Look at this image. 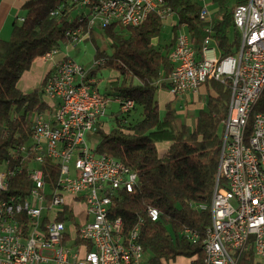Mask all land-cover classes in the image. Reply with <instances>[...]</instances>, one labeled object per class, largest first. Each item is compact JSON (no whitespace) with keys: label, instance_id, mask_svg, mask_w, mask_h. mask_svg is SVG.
I'll use <instances>...</instances> for the list:
<instances>
[{"label":"built area","instance_id":"1","mask_svg":"<svg viewBox=\"0 0 264 264\" xmlns=\"http://www.w3.org/2000/svg\"><path fill=\"white\" fill-rule=\"evenodd\" d=\"M71 2L74 24L66 37L72 45L88 38L95 26L139 25L162 4L160 0ZM213 4L209 0L200 6L203 21L211 20ZM159 13L165 19L173 14L167 6ZM233 21L240 45L226 56L210 35L209 23L200 53L185 24L177 27L168 54L172 64L168 90L183 98L210 79L228 83L231 93L222 120L211 202L195 205L199 210L209 207L211 214L210 242L201 240L203 260L205 247H212L210 264H239L248 250L264 264V111L250 116L264 82V0L234 6ZM41 57L51 63L43 84L49 109L32 116L30 155L21 159L28 160L26 170L22 165L8 168L9 162L0 168V264H140L145 257L139 226L137 235L124 234L121 217L112 215L114 197L120 191L131 192L137 175L122 161L96 153L95 142L86 137L103 127L108 100L116 101L121 112L131 109L134 101L99 93L90 74L99 65L87 69L59 49ZM243 123H250V131H243ZM240 135L248 136V144H240ZM251 154H258V161H251ZM45 161L56 165L50 185L41 167ZM23 172L29 186L11 192L10 186ZM146 212L153 221L160 216L154 206ZM181 234L192 243L199 240L191 228Z\"/></svg>","mask_w":264,"mask_h":264},{"label":"trees","instance_id":"2","mask_svg":"<svg viewBox=\"0 0 264 264\" xmlns=\"http://www.w3.org/2000/svg\"><path fill=\"white\" fill-rule=\"evenodd\" d=\"M213 2L216 11L209 22L200 18V5L191 0H162L160 8L167 6L177 16V24H172L174 33L180 24H185L197 53L207 34L204 26L209 23L210 35L217 41L222 56L234 54L241 36L233 21V8L246 0ZM74 10L71 0H24L20 6L22 15L11 24L10 37H0V168L9 162L8 168L22 165L26 170L28 160L21 159L30 155L32 116L49 109V105L43 97L44 79L39 88L29 92L22 91L18 81L36 57L70 43L66 30L74 24L70 19ZM162 23L156 10L139 25L112 23L102 28L111 53L95 49L94 56L104 59L103 64L90 71L96 78L95 87L106 98L132 99L134 105L127 112H112L109 130L100 126L95 133L94 150L122 161L137 175L131 192L120 191L114 197L112 215L121 217L124 234L139 226L138 240L146 263L170 264L181 257L187 260L183 264H204L201 240L211 214L209 207L199 210L195 205L209 206L211 202L221 122L227 114L231 90L228 83L206 81V108L199 110L193 125L176 126L173 100L166 102L162 111L157 98L158 89L168 88L172 70L168 54L175 40L174 34L169 44L159 45ZM91 36L92 32L88 38ZM106 68L115 75L108 77L102 92L99 72ZM255 110H264V92ZM163 143L167 147L161 151ZM22 147L26 148L25 153L21 152ZM41 167L50 185L56 165L45 161ZM28 186L23 172L16 176L9 190L15 192ZM149 206L159 210L157 220L147 216ZM186 227L199 233L196 243L181 234ZM239 264L261 263L248 250L241 255Z\"/></svg>","mask_w":264,"mask_h":264},{"label":"rangeland","instance_id":"3","mask_svg":"<svg viewBox=\"0 0 264 264\" xmlns=\"http://www.w3.org/2000/svg\"><path fill=\"white\" fill-rule=\"evenodd\" d=\"M193 2L198 3L200 6L204 4L205 2H208L209 0H191ZM210 9H216L215 5L209 7ZM22 13V11H20ZM163 19L161 31L159 34V45L164 46L166 44H169L171 42V39L173 38V35L177 33H174V30L172 29V23L177 22V16L172 14L168 16L166 19ZM11 34V22H7L5 30L1 33L2 38H8ZM98 47L101 50H104L107 54L111 53V47L109 45V41L107 36L104 34V31L99 26H95L92 30V36L91 38L83 39L77 44H62L61 48L59 49V52L64 55L70 56L75 61L82 64L85 68H92L94 66V62L98 61L101 58H96L94 56L95 49ZM46 61H41L40 58L36 57L32 63L31 68L24 73V77L19 80L18 86L26 91H33L36 88H39L42 83V73L46 65ZM115 75V72L111 69H102L99 72V76L102 78V82L100 83V91L103 92L104 87L107 83L108 77H112ZM159 96V97H158ZM194 95H188L183 98H175L172 101V107L175 109L176 116L174 119L175 125L180 126L183 123H189L190 125H193L196 115L199 112L200 109L206 108V102H205V95H200L195 97ZM157 98L159 100H167L173 98L171 96V93L169 92L168 88H160L158 89ZM119 108V104L116 101L108 100L107 107H106V116L104 117V124L103 127L105 130H109V128L112 126V122L110 121V116L112 112L117 111ZM163 111V109H161ZM222 124V122H221ZM88 140H93V142H96L97 136L95 134L87 135L86 136ZM187 262L185 258H178L174 263L170 264H183Z\"/></svg>","mask_w":264,"mask_h":264},{"label":"crops","instance_id":"4","mask_svg":"<svg viewBox=\"0 0 264 264\" xmlns=\"http://www.w3.org/2000/svg\"><path fill=\"white\" fill-rule=\"evenodd\" d=\"M24 0H0V37H1V33L5 30V27H6V24H7V22H11V24H12V22H13V20H14V18L16 17V16H18L19 17V15L21 16L22 14L20 13V6H21V4H22V2H23ZM38 58H40L41 59V61H43V62H45L46 60H44L41 56L40 57H38ZM46 65H45V68H44V70H43V73H42V80L44 79V77L46 76V74H47V72L49 71V69H50V67H51V63L49 62V61H46ZM31 68V67H30ZM27 72V71H26ZM25 73V72H24ZM24 75V74H23ZM22 75V76H23ZM24 77V76H23ZM22 77V78H23ZM22 78H20V79H22ZM41 80V81H42ZM19 82V81H18ZM19 87V86H18ZM20 88V87H19ZM22 91H25V92H29V90L28 91H26V90H24V89H22V88H20ZM204 92H205V89H204V86H201L199 89H198V91L197 92H195V93H190V94H188V95H194L195 97H197V95L198 96H200V95H203L204 94ZM187 95V96H188ZM171 96L173 97V98H171V99H167V100H159L158 99V105H159V108L160 109H163L164 108V105H165V103L166 102H168V101H172V100H174L175 98H178V97H175V96H173L172 94H171ZM159 97V96H158ZM186 97V96H185ZM194 97V98H195ZM187 124H189V123H187ZM190 125V124H189ZM166 147H167V143H163L162 145H160V150L162 151V150H165L166 149Z\"/></svg>","mask_w":264,"mask_h":264},{"label":"bare ground","instance_id":"5","mask_svg":"<svg viewBox=\"0 0 264 264\" xmlns=\"http://www.w3.org/2000/svg\"><path fill=\"white\" fill-rule=\"evenodd\" d=\"M162 1V0H160ZM161 4H158V11H166V7H161ZM169 8V7H167ZM165 18V16H162ZM104 63V59L101 58L98 61L94 62V65H101ZM264 92V82L262 86V92H259V100L261 98L262 93ZM257 105V104H256ZM259 111L264 110H255V106H251L250 116H258ZM243 131H250V123H243ZM240 144H248V136L240 135ZM251 161H258V154H251ZM129 235H137V225H135L130 231ZM203 242H210V232L209 229L206 228L205 236L203 238ZM210 260H212V247H205V260H203L204 264H210ZM140 264H147L145 259H140Z\"/></svg>","mask_w":264,"mask_h":264}]
</instances>
